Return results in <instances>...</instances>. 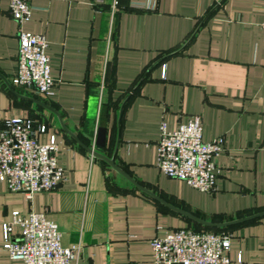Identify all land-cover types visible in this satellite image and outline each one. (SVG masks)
I'll return each instance as SVG.
<instances>
[{
	"label": "crops",
	"instance_id": "obj_1",
	"mask_svg": "<svg viewBox=\"0 0 264 264\" xmlns=\"http://www.w3.org/2000/svg\"><path fill=\"white\" fill-rule=\"evenodd\" d=\"M30 3L24 29L46 35L55 85L50 97L12 85L18 25L10 0H0V72L13 90L54 106L86 145L115 155L128 174L175 206L213 221L264 211V0ZM193 115L202 118L205 141L226 139L214 192L158 166L162 121L173 130ZM13 117L42 123V142L56 136L65 179L31 198L0 181V264H20L5 248L3 224L14 211L44 212L64 246L81 244L72 264H156L153 238L204 227L138 189L83 148L54 113L0 77V130ZM220 231L231 235L229 255L243 257L234 264H264V216ZM20 232L12 225L14 238Z\"/></svg>",
	"mask_w": 264,
	"mask_h": 264
},
{
	"label": "built area",
	"instance_id": "obj_2",
	"mask_svg": "<svg viewBox=\"0 0 264 264\" xmlns=\"http://www.w3.org/2000/svg\"><path fill=\"white\" fill-rule=\"evenodd\" d=\"M30 0H10V13L18 25V68L11 83L16 88L36 96L50 97L55 80L47 54L49 41L44 33L24 29L32 17ZM264 26V24H263ZM165 76V72H164ZM45 128L31 118L6 119L0 130V181L10 192H23L31 198L35 192L51 191L65 179V170L58 159L59 142L51 136L42 142ZM226 139L218 136L205 141L200 115L169 130L162 121L158 141V166L174 178L186 181L204 192L217 189L220 167L216 158L224 149ZM21 227L17 238L12 225ZM5 248L20 264H72L81 253V244L64 246L62 232L44 212L24 215L12 213V220L3 224ZM156 264H234L241 263L229 255L231 235L212 229L178 228L151 240Z\"/></svg>",
	"mask_w": 264,
	"mask_h": 264
},
{
	"label": "water",
	"instance_id": "obj_3",
	"mask_svg": "<svg viewBox=\"0 0 264 264\" xmlns=\"http://www.w3.org/2000/svg\"><path fill=\"white\" fill-rule=\"evenodd\" d=\"M180 51V50H179ZM0 77L7 83V85L10 87V89L15 92L16 94H18L21 97L27 98L29 100H32L34 102H36L37 104L45 107L46 109L50 110L52 113H54L62 128L69 133L83 148H85L88 152H90L92 155L104 159L105 161H107L113 168H115L117 171H119L122 175H124L134 186H136L138 189H140L141 191L147 193L148 195L152 196L153 198L157 199L158 201L162 202L163 204H165L166 206H168L169 208H171L172 210L181 213L182 215H185L189 218H191L192 220L198 222L199 224H202L206 227H210V228H225V227H229V226H233L236 224H240V223H244L253 219H256L258 217H262L264 216V211L261 212H257L254 214H250L247 216H242V217H238L235 219H231V220H227V221H213V220H208L205 218H202L196 214H194L193 212L184 210L178 206H175L169 202H167L166 200H164L163 198H161L159 195H157L155 192H153L152 190H150L149 188H147L146 186L142 185L141 183H139L136 179H134L130 174H128L123 168H121L115 161V155L113 156H108L106 154H103L102 152H99L98 150H95L93 147L86 145L79 137L78 135H76L64 122L63 117L61 115V113L52 105H50L49 103L36 98V97H32V96H27V95H23L20 94L18 92H16L15 90H13V88L11 87L9 81L7 80V78L0 72ZM124 105L125 103L122 105L121 111H123L124 109Z\"/></svg>",
	"mask_w": 264,
	"mask_h": 264
},
{
	"label": "trees",
	"instance_id": "obj_4",
	"mask_svg": "<svg viewBox=\"0 0 264 264\" xmlns=\"http://www.w3.org/2000/svg\"><path fill=\"white\" fill-rule=\"evenodd\" d=\"M202 229H212V230L220 231V230L223 229V228H210V227H206V226H204V227H201V228H197L196 230H202Z\"/></svg>",
	"mask_w": 264,
	"mask_h": 264
}]
</instances>
